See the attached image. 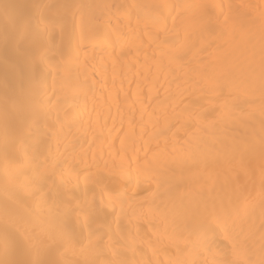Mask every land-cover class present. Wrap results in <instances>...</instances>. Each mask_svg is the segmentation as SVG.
Listing matches in <instances>:
<instances>
[{
	"label": "snow or ice",
	"instance_id": "snow-or-ice-1",
	"mask_svg": "<svg viewBox=\"0 0 264 264\" xmlns=\"http://www.w3.org/2000/svg\"><path fill=\"white\" fill-rule=\"evenodd\" d=\"M9 7L2 6L4 21L11 26L3 43L24 58L27 75L17 73L22 81L20 91L6 96L0 103V176L3 177L0 264H134L126 258V245L120 243L123 237L118 231L115 236L119 239H114L105 220L108 208H119V218L125 203L130 201L136 202L142 215L155 218L156 211L160 212L163 231L171 237L165 250L175 249L171 258L148 264H264V168L257 258L254 233L240 223L250 216L251 200L238 182L239 173L212 196L202 187H192V170L201 164L206 167L208 161L188 155L183 160L155 158L133 167L122 148L104 161V167H110L114 182L104 184L97 203L95 189L100 186V179L98 172L90 170V162L98 163V157L94 152L89 155L91 145L88 150L82 147L78 150L71 143L64 151L60 150L62 143H70L64 128L77 127L74 109L86 86V81L81 80L80 68L94 58V49L90 47L93 42L102 40L105 51L118 44L122 55L129 34L135 35L143 23L149 40H160L170 50L172 60L183 63L190 53L203 51L205 44L211 46L216 38H231L236 23L244 27L242 15L237 14L233 29L228 28L237 6L224 0L219 4L213 0L192 3L121 0L113 4L35 0L29 13L21 18L12 16ZM146 17H150V22ZM260 20L259 99L264 115V6ZM108 26L113 28L114 41L106 31ZM27 47L34 48L35 52H26ZM3 62L9 70L17 71L15 64ZM37 65L44 68L38 76L34 71ZM210 83L217 97L223 95L225 87L232 91V85ZM246 87L255 89V79L249 77ZM14 116L26 117L19 130L10 124ZM207 121L214 122V117L205 110L186 119L182 126L186 132L191 129L206 132ZM261 125L264 153V119ZM167 132L168 128L164 127L159 134L167 140ZM134 135L133 129L122 144ZM250 149V142L245 141L238 152L225 154L224 159H234L237 154L242 158ZM133 179L135 187L131 184ZM81 184L84 185L83 200L74 191ZM81 215L87 227L86 235L79 227ZM70 254H89L96 258L74 261L69 258Z\"/></svg>",
	"mask_w": 264,
	"mask_h": 264
},
{
	"label": "bare ground",
	"instance_id": "bare-ground-1",
	"mask_svg": "<svg viewBox=\"0 0 264 264\" xmlns=\"http://www.w3.org/2000/svg\"><path fill=\"white\" fill-rule=\"evenodd\" d=\"M35 0H0V103L6 96H12L21 89L22 81L17 73L27 75L23 57H18L3 43L6 32L11 31L3 18L2 6L9 5L12 16L21 18L30 11ZM44 2H64V0H44ZM74 3H120L121 0H70ZM129 3L136 0H128ZM142 3H155L158 0H140ZM181 2V0H171ZM192 3L195 0H183ZM219 4L221 0H213ZM237 6L228 28L233 29L237 14L243 17L244 27L235 24L231 38H216L211 46L205 44L203 51H193L183 63L172 60L170 50L160 40L150 41L148 30L141 23L135 35L129 34L127 46L119 55V45L104 50L101 41L90 46L94 49L93 59L80 68L81 80L86 81L83 94L74 109L77 127L64 128L68 134V142L60 145V150L75 143L77 149L94 152L98 163L90 162V170L98 172L100 186L95 189L97 203L100 200L101 188L104 184L112 185L114 178L110 176V167H104L109 154L115 156L122 148L128 157L137 164L144 165L155 158L183 160L194 155L201 161H208L191 172L192 187L203 188L209 195L216 196L226 181L237 177L239 184L246 190L245 195L251 200L249 217L240 223L245 229L251 228L254 233V246L259 254L260 247V190L261 170L264 168L260 137L262 135L259 99V74L261 64V7L264 0H224ZM227 10L225 9V12ZM150 22V17H146ZM223 20V16H221ZM134 23V21H133ZM115 24V20L112 21ZM171 26V20L169 21ZM107 33L112 35L113 28L108 26ZM125 31H127L125 29ZM76 38H79L77 27ZM103 39V38H102ZM26 52L34 53L35 49L27 47ZM111 53V54H110ZM119 55V60L116 56ZM3 61L15 64L13 72ZM38 76L44 71L42 65L34 69ZM249 77L256 81L255 89H248ZM49 85L52 77H48ZM210 82L232 85L229 92L225 87L222 96L215 95ZM92 86V87H89ZM209 111L213 121L205 122L207 131L191 129L186 132L182 126L191 116ZM53 113V118H54ZM25 116H14L11 126L22 128ZM30 120L31 118L28 117ZM2 123V121H0ZM167 127V140L161 136L160 129ZM135 130V135L122 144L125 136ZM98 138V139H97ZM101 141H105L101 145ZM134 141V142H133ZM245 141L250 142L251 149L233 159H224L225 154L238 152ZM55 149V143L53 142ZM102 149V151H101ZM103 159H99V157ZM219 158V159H218ZM187 174V173H186ZM3 177L0 176V186ZM135 187L134 179L131 182ZM127 186V185H126ZM74 191L80 199H84V185ZM3 193L0 191V196ZM89 192L88 196L91 197ZM147 195V193H143ZM105 199L107 197L105 196ZM119 208H108L105 220L110 224L114 239L119 231L126 245V258L130 261L148 264L149 261L167 260L175 249L165 250L171 237L164 233L160 223V212L153 216L142 215L135 201L125 203V210L119 215ZM87 234L84 217L80 216V225ZM74 261L96 258L89 254L69 255ZM106 258V257H101Z\"/></svg>",
	"mask_w": 264,
	"mask_h": 264
}]
</instances>
